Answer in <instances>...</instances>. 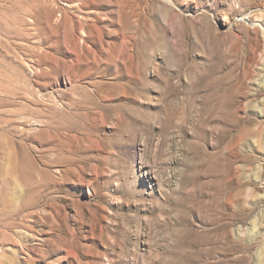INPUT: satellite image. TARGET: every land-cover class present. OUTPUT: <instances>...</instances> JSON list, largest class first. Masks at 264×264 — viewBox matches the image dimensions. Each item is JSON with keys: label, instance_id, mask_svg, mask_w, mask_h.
I'll return each instance as SVG.
<instances>
[{"label": "rangeland", "instance_id": "obj_1", "mask_svg": "<svg viewBox=\"0 0 264 264\" xmlns=\"http://www.w3.org/2000/svg\"><path fill=\"white\" fill-rule=\"evenodd\" d=\"M0 264H264V0H0Z\"/></svg>", "mask_w": 264, "mask_h": 264}, {"label": "bare ground", "instance_id": "obj_2", "mask_svg": "<svg viewBox=\"0 0 264 264\" xmlns=\"http://www.w3.org/2000/svg\"><path fill=\"white\" fill-rule=\"evenodd\" d=\"M169 3V2H168ZM151 260V259H150Z\"/></svg>", "mask_w": 264, "mask_h": 264}]
</instances>
